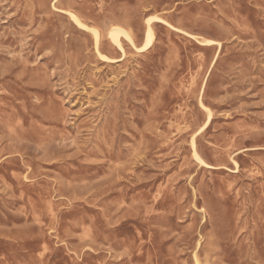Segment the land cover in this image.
I'll return each mask as SVG.
<instances>
[{
  "label": "rangeland",
  "instance_id": "rangeland-1",
  "mask_svg": "<svg viewBox=\"0 0 264 264\" xmlns=\"http://www.w3.org/2000/svg\"><path fill=\"white\" fill-rule=\"evenodd\" d=\"M52 1L0 0V264H264V0Z\"/></svg>",
  "mask_w": 264,
  "mask_h": 264
},
{
  "label": "bare ground",
  "instance_id": "bare-ground-1",
  "mask_svg": "<svg viewBox=\"0 0 264 264\" xmlns=\"http://www.w3.org/2000/svg\"><path fill=\"white\" fill-rule=\"evenodd\" d=\"M55 1L56 0H53L52 1L53 3H51V4H53V8L57 10L58 8L54 5V2ZM51 4H50V6H51ZM64 11H65V14L68 16L69 24L71 22H75L77 24V26H79L80 28H86V29H89V30L92 31V33L94 34V37L92 39L94 53L96 54V56L98 58L104 59V60L106 59L107 62H112V61L116 60L118 58L116 56L124 57L126 55L127 51L129 50V49H127L125 47V44H123V42L121 41V39H120V36L121 35H123V36L126 37V40L128 41V45H129L130 49H132V51H134L137 54H142V53H140L141 52V49L144 50V48L147 45H149V42L155 37V32H156L155 30H156V26L157 25L154 24V22H153V17L154 16H152V18L149 17L150 15L148 14L147 10L144 12L145 13V16H144V20H143V23H144V33H143V36H144L145 40H144V44H141V46H137V44L135 43L134 37H132L130 35V31H132V30L128 28L130 26H133V17L130 18L128 21H125V20L119 19V18L114 19L112 21V23L110 24L111 25V29H110L109 34H108V40H106V39H104V36H102L100 34V30L98 28H95L93 26L87 25L84 21H82L80 19V17L76 13L71 12V11H68V10H64ZM163 20L165 22H167L168 24H170L172 27H174L166 19H163ZM201 42L203 43L204 41H201ZM218 44H219V42H218ZM103 48H105L107 50L108 54H111V55H114V56H110V55H108L106 53H103L102 52V49ZM135 50H137V51H135ZM145 51H147V50H145ZM214 56H215V54H214ZM198 99H199V96H198ZM199 103H201V102H199ZM199 105H201V107L204 108V110L206 111V120L203 123V125L200 126L201 127L200 130H203L210 123L211 118H212V112H211V110L208 107L204 106L202 103L199 104ZM190 145H191V151H192V156H193L192 158H194L199 163L207 166L208 164L200 157V155L197 152L195 134L191 138ZM232 162H233L234 165L237 166V162L234 159H232ZM192 255H194V254H192ZM194 261H196V260H194Z\"/></svg>",
  "mask_w": 264,
  "mask_h": 264
}]
</instances>
